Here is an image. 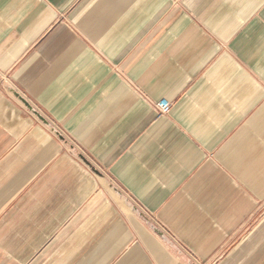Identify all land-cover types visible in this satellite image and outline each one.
I'll use <instances>...</instances> for the list:
<instances>
[{"label":"crops","instance_id":"crops-1","mask_svg":"<svg viewBox=\"0 0 264 264\" xmlns=\"http://www.w3.org/2000/svg\"><path fill=\"white\" fill-rule=\"evenodd\" d=\"M177 246L264 264V0H0V264Z\"/></svg>","mask_w":264,"mask_h":264},{"label":"built area","instance_id":"built-area-1","mask_svg":"<svg viewBox=\"0 0 264 264\" xmlns=\"http://www.w3.org/2000/svg\"><path fill=\"white\" fill-rule=\"evenodd\" d=\"M154 106L156 110L159 112V114H167L171 111L172 109V102L169 101L168 99H161L159 101L154 102ZM119 193L123 194L121 190H118ZM131 208V210L141 216L144 220L150 223L151 227L155 229L156 231L161 232V237L165 241H170L173 242L167 235L166 232H164L160 226L151 218V216L142 208L139 204H136L134 200H130L128 204ZM177 251L178 255L181 256L182 258L185 256H188L190 262H194L195 264H201L202 262L198 261L195 256L190 254L183 246H177Z\"/></svg>","mask_w":264,"mask_h":264}]
</instances>
